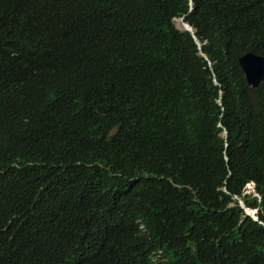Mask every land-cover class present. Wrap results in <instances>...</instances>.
Segmentation results:
<instances>
[{"label":"trees","instance_id":"trees-1","mask_svg":"<svg viewBox=\"0 0 264 264\" xmlns=\"http://www.w3.org/2000/svg\"><path fill=\"white\" fill-rule=\"evenodd\" d=\"M248 52L264 0H0V264H264Z\"/></svg>","mask_w":264,"mask_h":264},{"label":"water","instance_id":"water-1","mask_svg":"<svg viewBox=\"0 0 264 264\" xmlns=\"http://www.w3.org/2000/svg\"><path fill=\"white\" fill-rule=\"evenodd\" d=\"M181 20L183 22V19ZM183 23L185 25L183 29L189 31L194 37L192 27L185 22ZM194 39L197 46L199 47V42L195 37ZM238 62L243 71L246 82L250 87L255 88L261 81L264 80V57L253 53H246L239 58ZM240 206L244 208L242 203H240ZM244 211L246 215L252 216L256 220V218L253 216V213L248 212L247 209H244Z\"/></svg>","mask_w":264,"mask_h":264},{"label":"clouds","instance_id":"clouds-1","mask_svg":"<svg viewBox=\"0 0 264 264\" xmlns=\"http://www.w3.org/2000/svg\"><path fill=\"white\" fill-rule=\"evenodd\" d=\"M192 0H190V2H191ZM180 19H183V18H180ZM179 19V20H180ZM176 24V23H175ZM190 26V25H189ZM182 30H184L183 28H181ZM193 30V29H192ZM187 31V30H186ZM189 32V31H188ZM190 33V32H189ZM193 33H194V31H193ZM200 45V44H199ZM248 53H252V52H248ZM253 54H255V53H253ZM257 55V54H256ZM239 63V62H238ZM224 134H225V132H224ZM247 188H248V191L249 192H253V183H248L247 184ZM240 203H242L241 201H239V205H240ZM243 204V203H242ZM242 208V207H241ZM243 209H247V208H243ZM247 210H250V209H247ZM250 211H256V210H250ZM245 212V211H244ZM252 213V212H251ZM256 213V212H255ZM255 213H253V216L256 218V216H255ZM248 216V215H247ZM250 217H252V216H250ZM253 218V217H252ZM254 219V218H253ZM255 220V219H254Z\"/></svg>","mask_w":264,"mask_h":264},{"label":"bare ground","instance_id":"bare-ground-1","mask_svg":"<svg viewBox=\"0 0 264 264\" xmlns=\"http://www.w3.org/2000/svg\"><path fill=\"white\" fill-rule=\"evenodd\" d=\"M184 22V21H183ZM182 22V20H176V26L181 29V28H184V23ZM248 211V210H247ZM249 212V211H248Z\"/></svg>","mask_w":264,"mask_h":264},{"label":"rangeland","instance_id":"rangeland-1","mask_svg":"<svg viewBox=\"0 0 264 264\" xmlns=\"http://www.w3.org/2000/svg\"><path fill=\"white\" fill-rule=\"evenodd\" d=\"M176 20H179V19H176ZM176 20H174V22L176 23ZM252 213H255L256 211H251Z\"/></svg>","mask_w":264,"mask_h":264}]
</instances>
